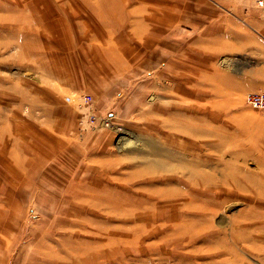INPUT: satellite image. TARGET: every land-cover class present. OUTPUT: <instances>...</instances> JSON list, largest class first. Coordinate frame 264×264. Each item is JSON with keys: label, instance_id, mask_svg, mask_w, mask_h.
Instances as JSON below:
<instances>
[{"label": "rangeland", "instance_id": "374dc122", "mask_svg": "<svg viewBox=\"0 0 264 264\" xmlns=\"http://www.w3.org/2000/svg\"><path fill=\"white\" fill-rule=\"evenodd\" d=\"M186 3L0 0V264H264V108L245 100L259 85L237 64L216 79L213 46L205 60L191 41L199 13L264 4ZM166 9L171 58L152 61L145 40ZM197 156L203 192L180 166ZM163 186L182 197L164 204ZM188 199L205 210L196 225H182Z\"/></svg>", "mask_w": 264, "mask_h": 264}, {"label": "crops", "instance_id": "0c3cea01", "mask_svg": "<svg viewBox=\"0 0 264 264\" xmlns=\"http://www.w3.org/2000/svg\"><path fill=\"white\" fill-rule=\"evenodd\" d=\"M184 1L186 3V0ZM187 5L186 3L183 7ZM154 13L159 15L155 16ZM207 18H209V21L203 22ZM195 19L193 20V25L198 28L197 42L194 41L195 36L191 41L198 44L200 58H204L205 60L208 53V44H211L209 46H213L209 52H212L213 54L210 53V56H214L216 59V79L219 74V65L230 66L237 64L245 68L240 72L247 81L245 84L243 83L245 87L256 81L259 85L257 89L264 90V12L245 10L204 11L199 13V16L195 17ZM90 21L93 20L90 18ZM92 23L95 24L94 21ZM175 25L176 21L173 18L171 10L166 9L161 13L157 10L153 12L149 27V37L145 40V42L147 41L146 44L150 45V57L152 61L155 58L162 61V57L164 58L165 56L167 59L171 58L169 57L170 49L168 45L175 43L173 32ZM122 41L121 39H116L115 41V45L119 49V52L115 54V57L118 59H115L117 61L120 59L125 64L127 57L131 59L133 51L129 55L127 54V56L125 53L127 50L120 49V46L124 45ZM165 42L167 45L166 50L164 49ZM102 44L104 48L101 50L107 52L108 50L106 49H110L109 38H103ZM92 45L90 50L95 51L96 47V50L100 51L98 44L93 43ZM95 59L96 54H90V82L99 78L98 75H100V70L98 69L100 64L96 63L98 61ZM102 64L104 63L102 62ZM169 65L171 63L167 61V66ZM166 72L167 74L169 73L167 69ZM249 79L250 82L248 81Z\"/></svg>", "mask_w": 264, "mask_h": 264}, {"label": "bare ground", "instance_id": "6f19581e", "mask_svg": "<svg viewBox=\"0 0 264 264\" xmlns=\"http://www.w3.org/2000/svg\"><path fill=\"white\" fill-rule=\"evenodd\" d=\"M188 93V92H187ZM253 107V106H252ZM190 126V125H189ZM134 143L133 139H124L121 142V147L126 148L128 146H131ZM157 151L161 152V150L157 149ZM167 153V152H166ZM203 163L202 159L197 156L195 158L194 162H186L185 165H180L183 166V169L186 170V172L188 171V173L191 175L192 179L191 180V188H193V191L196 192H201L203 190V184L206 181V176L204 175V170L201 166V164ZM163 166V167H162ZM162 169H173V170H177V165H171L170 163L166 162L164 165H161ZM185 173V172H184ZM181 176V175H180ZM163 178L165 180H169L172 179L171 175H167V176H163ZM182 181H186V179L181 178ZM181 181V182H182ZM152 191H162V197H163V203L164 204H175L180 197H182V193H180L179 191H181L180 189L174 188L173 186H163V187H158ZM203 192V191H202ZM96 195H99L101 197V199H105L108 200L111 197H114L113 195L110 194V191H104V192H100V191H94L93 192ZM193 201L192 199H188L187 200V204L186 206H188V209L190 210L191 208H193V211L190 214H186L185 216H182V225H196L197 223H199L202 215L204 214L205 210L203 208L202 202H200V204H196L191 202ZM192 203V204H191ZM111 206H116L117 203L112 202L110 203ZM184 210V209H183ZM179 212V211H177ZM207 212V211H206ZM205 215V214H204ZM208 215V214H206ZM169 218V217H168ZM170 219L174 220L175 216H171ZM237 236V235H236ZM239 237V236H238ZM237 238V237H236ZM243 264H249L247 262H243Z\"/></svg>", "mask_w": 264, "mask_h": 264}, {"label": "built area", "instance_id": "2783aa9c", "mask_svg": "<svg viewBox=\"0 0 264 264\" xmlns=\"http://www.w3.org/2000/svg\"><path fill=\"white\" fill-rule=\"evenodd\" d=\"M260 4H264V0H258ZM81 98L88 101L91 98V94L83 93ZM246 102L255 108H264V90H249L245 93ZM96 116V114H94ZM95 120V119H94ZM106 125H110L109 117L102 118Z\"/></svg>", "mask_w": 264, "mask_h": 264}]
</instances>
